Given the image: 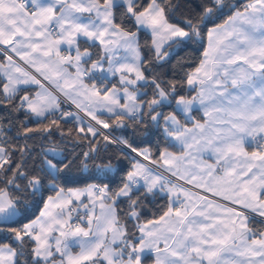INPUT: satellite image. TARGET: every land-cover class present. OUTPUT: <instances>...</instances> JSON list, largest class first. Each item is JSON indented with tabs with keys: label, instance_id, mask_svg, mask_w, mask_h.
<instances>
[{
	"label": "snow or ice",
	"instance_id": "1",
	"mask_svg": "<svg viewBox=\"0 0 264 264\" xmlns=\"http://www.w3.org/2000/svg\"><path fill=\"white\" fill-rule=\"evenodd\" d=\"M198 7L176 22L173 0H0V53L7 60L0 63L6 78L0 92L12 103L25 91L21 85L39 88L16 101V110L37 123L22 124L18 133L25 143L13 151L22 159H13L7 142L0 144V232L11 234L0 242V264H264V228L250 227L247 214L264 217V0L232 7L222 23L216 21L230 7L226 0H203ZM141 32L150 42L142 43ZM204 40L201 59L183 80L196 95L186 97L176 81L162 86L151 76L148 64ZM93 48L99 49L95 58ZM108 75L118 76L120 87L105 83ZM149 86L152 98L145 99L141 89ZM56 93L89 121L62 110ZM173 103V112L159 110ZM194 108L205 119L189 127ZM145 115L157 126L163 121L178 154L165 148L152 159L147 149L103 131L110 121L120 128L125 119L143 124ZM69 117L77 126L65 132L59 124ZM53 126L62 138L86 145L80 153L84 169L101 149L123 144L183 184L133 157L115 189L95 183L67 188L73 161L56 147L41 146L38 165H28L33 153L27 141L38 138L30 134L50 140ZM165 192L169 203L161 214L141 222L139 196ZM121 198H127V216L139 235L121 223ZM38 205L33 219L11 226Z\"/></svg>",
	"mask_w": 264,
	"mask_h": 264
},
{
	"label": "trees",
	"instance_id": "2",
	"mask_svg": "<svg viewBox=\"0 0 264 264\" xmlns=\"http://www.w3.org/2000/svg\"><path fill=\"white\" fill-rule=\"evenodd\" d=\"M202 2L203 0H173V3L177 5L175 10V21L180 22L184 17L197 13L199 11L198 6ZM226 2L230 7L223 10L224 15L216 21L217 23H222L227 19V15L232 11V7L242 8L249 0H226ZM142 3H148V0H142ZM119 11H122V9ZM125 22L129 27H132L129 21ZM140 38L142 43L145 41L150 42L151 39L150 36L144 32L140 33ZM205 47L206 40L198 43L182 44L179 49H173V54L164 62L160 63L153 61L148 64L147 67L151 70V76L162 82V86H166L169 81H176L177 92L188 97L191 92L187 90V84L183 83L185 73L195 68L201 59V53ZM91 51L93 52L94 58L99 55L98 48H93ZM142 52L146 56H151L147 48L142 47ZM3 59L4 55L0 53V62L3 61ZM145 74L149 75L148 72ZM4 82L5 81L0 76V84ZM24 90L25 91L18 94L16 100L12 103H8L3 93L0 92V144L7 142L9 151L13 152V159L16 160H20L22 157L18 151H13V149L22 147L25 143V137L23 135H18V133L22 132V124H26L33 128L37 127L35 118L30 114L26 115V110H16V101L21 95L29 92L28 89ZM141 90L147 93L145 99L152 98L154 90L150 86ZM160 109L167 110L171 113L175 110V104H164L160 106ZM163 114L166 115L167 113ZM103 118L107 119L108 116H103ZM110 123L112 127L107 130L113 136L127 140L139 150L148 149L152 159L158 157L160 152L165 148L168 150H176L162 132V121H160L159 126H156L148 119L147 115H145L143 124L133 123L130 119H125L123 123L126 127L120 128L116 127L117 121H110ZM43 126L44 125H41V127ZM59 126L66 132L68 128H72L73 131H75L77 125L74 120L68 119L67 121L61 120ZM53 133L54 135H52L50 140L40 139L39 132L30 134L38 138L27 141L33 153V156L28 160L29 169L31 170L32 167L38 165L41 158V146L45 148L56 147L62 155L73 161L70 165V171H68L69 179L65 182L67 188H78L95 183L107 184L110 189H115L132 166L131 161L133 156L116 144H112L108 145L107 150L101 149L96 159L89 164L87 169H84L80 164V153L83 150H87L86 145L73 144L66 136L62 138L55 126H53ZM100 143L103 145L104 141L101 140ZM109 161L115 165V168L109 170L98 167L107 164ZM138 202H142L141 207L137 209L140 213L141 222H146L161 214L162 210L168 204V199L166 195L160 193L141 194ZM40 207H42V205L33 207L26 216L19 217L11 226L20 227L21 222H27L33 219L38 215ZM116 211L121 219V223L127 224L129 233L139 235L133 227L132 221H130L127 216L129 211L127 198H121L116 202ZM10 236L11 234L6 231L0 232V242H3L6 238H10Z\"/></svg>",
	"mask_w": 264,
	"mask_h": 264
},
{
	"label": "crops",
	"instance_id": "3",
	"mask_svg": "<svg viewBox=\"0 0 264 264\" xmlns=\"http://www.w3.org/2000/svg\"><path fill=\"white\" fill-rule=\"evenodd\" d=\"M206 46H207V44H206ZM0 47H2V46H0ZM61 47L63 48V46H61ZM8 54L12 55L13 59L16 60L17 63L21 64L22 67H25L27 70L32 71L34 73V69L28 68V66L26 64H24L23 61L19 60V57L15 56L14 53H10L9 52ZM0 63H3L5 65L7 64V60H6V56L5 55H4L3 61H1ZM95 75L99 76L100 73H95ZM0 76L5 81L6 78L4 77V74H3L2 71H0ZM88 81H89V78L85 77V82L87 83ZM95 82H96L97 86L99 87L100 86V80L97 79ZM44 83H45L46 86H48V82L44 81ZM105 83H109V86H111L112 84H115L117 87H120V85L118 83V77L117 76L114 77V76L108 75V78L105 81ZM20 88L28 89L29 92H26V94L29 95L30 98L35 95L36 91H39L38 86L31 85V84H29V85H21ZM187 90L191 92V94L188 97L196 95V92L193 91L192 88L190 86H188V85H187ZM108 115L109 114H104V116H108ZM191 116H192V120L188 122V126L189 127H191L192 124L195 123L196 121L203 122V120L205 119V117L203 115V112L201 110L196 109V108L193 109V111L191 113ZM181 119H182V121L184 120V116L183 115H181ZM162 132H163V134L165 136L163 121H162ZM167 139H168L169 143L173 145V142L171 141V139L170 138H167ZM175 149L176 150H168V151L178 154V148L175 147ZM205 158H208V154H205ZM180 182H181V184H183V181H180ZM185 187H190V186L189 185H185ZM196 191H201V190H196ZM160 194L166 195L167 199H168V203H169V198H168L167 193L165 192V193H160ZM202 194L208 195L210 198H213V199H219V198L211 197L210 193H202ZM236 207H238V206H236ZM247 214L250 216V219H249L250 227H253L254 229L264 228V223H262V221H264V217H261L258 214L252 213V212H247Z\"/></svg>",
	"mask_w": 264,
	"mask_h": 264
},
{
	"label": "built area",
	"instance_id": "4",
	"mask_svg": "<svg viewBox=\"0 0 264 264\" xmlns=\"http://www.w3.org/2000/svg\"><path fill=\"white\" fill-rule=\"evenodd\" d=\"M1 54H3V53H1ZM56 94L60 96V99L62 101V104H61L62 110L72 111V112L76 113L77 115L83 117V119L85 121H89V118L85 114H83L79 109H77L74 104H72L70 101L65 100V98L62 95H60L59 93H56ZM57 115L59 116V113H57ZM68 119L73 120L71 117H69ZM92 123H94V122H92ZM103 131H105L106 133L109 132L107 129H104ZM113 137H115V136H113ZM116 145L119 146L121 149H123L125 152L129 153L131 156L135 157V159L140 160V162L144 163L145 165H148L149 167L155 168L157 172H161L165 176H168V178L170 180H173L176 183L181 184V182L179 180H177L176 177L171 176L168 172L164 171L162 168H159L157 165L152 164L149 160H144L143 157L137 156L135 153H131L130 150L125 145H123V144H116Z\"/></svg>",
	"mask_w": 264,
	"mask_h": 264
},
{
	"label": "rangeland",
	"instance_id": "5",
	"mask_svg": "<svg viewBox=\"0 0 264 264\" xmlns=\"http://www.w3.org/2000/svg\"><path fill=\"white\" fill-rule=\"evenodd\" d=\"M118 77V76H117ZM110 82V81H109ZM107 84H109V83H107ZM142 91V90H141ZM175 109H176V105H175ZM160 111L162 112V113H167V114H169V112L167 111V110H161L160 109ZM82 112V111H81ZM83 113V112H82ZM83 114H85V113H83ZM89 118V117H88ZM90 119V118H89ZM152 122V121H151ZM154 123V122H153ZM155 124V123H154ZM156 125V124H155ZM157 126V125H156ZM83 187H85V186H83ZM83 187H78V188H83ZM83 199H86V198H83ZM74 203H76V202H74ZM89 207H91V205H89ZM83 211H84V209H80V212L81 213H83ZM96 211H97V213H99V208L97 207V209H96ZM75 215V214H74Z\"/></svg>",
	"mask_w": 264,
	"mask_h": 264
}]
</instances>
